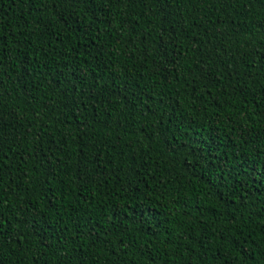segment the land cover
I'll use <instances>...</instances> for the list:
<instances>
[{
	"label": "trees",
	"instance_id": "16d2710c",
	"mask_svg": "<svg viewBox=\"0 0 264 264\" xmlns=\"http://www.w3.org/2000/svg\"><path fill=\"white\" fill-rule=\"evenodd\" d=\"M0 20V264H264V0Z\"/></svg>",
	"mask_w": 264,
	"mask_h": 264
},
{
	"label": "snow or ice",
	"instance_id": "6c2138e0",
	"mask_svg": "<svg viewBox=\"0 0 264 264\" xmlns=\"http://www.w3.org/2000/svg\"><path fill=\"white\" fill-rule=\"evenodd\" d=\"M21 2H24V0H21ZM62 2L64 3H71L73 6H80V5H85L87 7H92L93 5H95L97 3V0H62ZM102 2L104 3H115L117 2V0H102ZM243 2L245 4H249V3H255L256 0H243ZM0 25H2V20H0ZM3 31L4 28L2 26H0V65L3 64V56L4 54L8 51V44L6 42V37L3 35ZM23 33L21 32V35ZM30 43V41H29ZM260 50H264V42L260 43L259 45V49L256 50V55L260 56L261 59H264V51H260ZM3 81L0 80V84H2ZM10 95V93H9ZM37 147L40 148L41 146L39 144H37ZM3 142L0 141V195H2L3 193V174H4V170L8 167L7 164V153L4 152L3 150ZM25 175H27V173H25ZM83 179V177H82ZM241 188H243V185H241ZM259 213V210H258ZM35 231V229H33ZM6 235V232L4 231V225L3 223H0V250H2L3 247V239ZM14 239H18V237L14 238ZM249 239H251V237H245L242 240H239L237 244H234V247L238 248V255L242 258L241 259V264H247V260L243 259L245 257L250 258V254L248 253V248L246 247L249 246ZM42 247H44L45 251L47 250V244H43ZM45 253H41L39 256H34L33 257V264H40V261L43 258V255Z\"/></svg>",
	"mask_w": 264,
	"mask_h": 264
}]
</instances>
